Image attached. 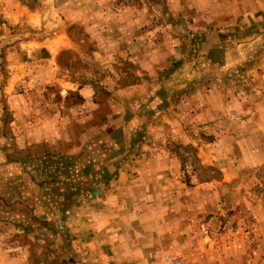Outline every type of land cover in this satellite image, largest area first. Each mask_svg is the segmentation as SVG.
<instances>
[{
	"label": "rangeland",
	"instance_id": "obj_1",
	"mask_svg": "<svg viewBox=\"0 0 264 264\" xmlns=\"http://www.w3.org/2000/svg\"><path fill=\"white\" fill-rule=\"evenodd\" d=\"M142 80L182 112L144 151L117 94ZM92 189L155 209L147 264H264V0H0V263L89 264Z\"/></svg>",
	"mask_w": 264,
	"mask_h": 264
},
{
	"label": "crops",
	"instance_id": "obj_2",
	"mask_svg": "<svg viewBox=\"0 0 264 264\" xmlns=\"http://www.w3.org/2000/svg\"><path fill=\"white\" fill-rule=\"evenodd\" d=\"M200 45L201 58L197 61L195 66L197 74H199V72L219 68V66L223 63H221L222 46L218 44L217 39L213 38L211 40H206ZM162 80H164V78ZM164 84V81L155 85L142 80L128 90H118L119 92L117 94L121 97V101L123 102L125 99L127 100L129 98L130 94L134 96V111L124 124L132 125L131 127L136 130L138 128H143V130L146 131L148 135L147 139L138 144L141 151L151 149L152 147H160L162 140H165L162 134L172 132L173 124L179 123L177 120L182 115L181 109L179 110V114L176 116H172V114H170V109L167 112L165 111L167 98ZM83 96V98H85L87 93L84 92ZM121 110H123V108H121ZM121 114L120 118L121 121H123L125 115L124 110ZM75 151L76 150H74V152ZM141 156L143 158L138 163L145 165L161 164V161H164V158H169L168 156L163 155L162 157L157 154H144ZM98 158L99 161L102 160V157ZM105 159L103 162L108 165L109 160ZM109 159L113 161L112 163L116 160L113 157H109ZM138 159H140V157ZM119 160H121V158ZM107 170L110 172L108 168ZM92 190L93 192L91 197H93L95 202L99 200L101 203L97 202L93 205V209L90 208V210L92 209L93 214H90L89 228L98 230L97 227H99L98 231L100 234H96L93 237L90 236L88 241L84 243L83 247L86 248L87 244L90 245L92 242L98 244L99 246L96 251L87 249L88 251L87 254L84 255V259L88 260L89 264H91V261H95V263L99 262L98 264H140V261L145 262V260L147 264V261L153 260V257H156V254H154L156 251L152 248L146 247V245L148 244V238L151 236L153 241L155 235H152V228H154V225L156 224L150 219V217L153 219L152 216H154L153 212L155 209L152 208L151 205H144L140 208V205L121 201L119 196L122 197L124 195V189H116L115 191H113V189H109L107 191H103L101 189ZM114 195L115 201L112 199ZM104 197H106V202L101 200ZM141 211L144 213L142 216L139 215ZM151 212L152 215L150 216L149 214ZM141 220L145 222L146 225L151 224V228H143L144 231L139 232L140 222H142ZM217 242V244H219V241ZM247 243L246 235L242 238H239L238 236H234L233 238L229 237V247L226 254L227 257L231 254L233 258L240 259L241 255L238 254H242L244 258L246 253L245 245ZM241 244L243 245V250H238L236 254L235 246H239ZM217 247L219 249V247L224 248L225 246L219 245ZM98 251H100L99 254H97ZM218 251H221V249ZM4 257L6 258V256ZM0 264H5V262Z\"/></svg>",
	"mask_w": 264,
	"mask_h": 264
},
{
	"label": "built area",
	"instance_id": "obj_3",
	"mask_svg": "<svg viewBox=\"0 0 264 264\" xmlns=\"http://www.w3.org/2000/svg\"><path fill=\"white\" fill-rule=\"evenodd\" d=\"M170 264H179L177 261H170Z\"/></svg>",
	"mask_w": 264,
	"mask_h": 264
}]
</instances>
